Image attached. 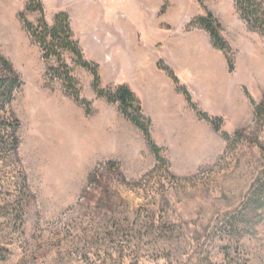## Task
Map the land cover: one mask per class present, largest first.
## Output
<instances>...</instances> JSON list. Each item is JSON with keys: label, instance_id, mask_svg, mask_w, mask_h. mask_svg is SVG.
<instances>
[{"label": "rangeland", "instance_id": "1", "mask_svg": "<svg viewBox=\"0 0 264 264\" xmlns=\"http://www.w3.org/2000/svg\"><path fill=\"white\" fill-rule=\"evenodd\" d=\"M29 2L0 0V54L23 82L8 111L0 106L2 119L11 114L20 122L17 152L11 131L0 127V264H264V119L255 122L246 95L256 103L264 97V34L240 19L235 1L33 2L43 13L28 11ZM61 12L69 15L84 58L98 65L99 75L101 68L117 77L128 58L119 21L144 26L159 15L174 24L186 15L190 24L213 14L232 48L234 71L229 72L248 102L246 108L240 105V122L220 117L229 142L190 107L223 141L218 157L184 165L160 147L164 163H159L130 122L128 147L122 150L126 138L116 131L117 157L93 158L85 135L64 126L62 107L70 100L81 108L84 126L91 110L50 71L65 73L55 59L44 58L24 23L37 25L44 18L52 26ZM172 27L165 24L164 30ZM75 61L71 53L63 54L80 97L91 106L97 97L93 76ZM240 131L246 132L238 139Z\"/></svg>", "mask_w": 264, "mask_h": 264}, {"label": "crops", "instance_id": "2", "mask_svg": "<svg viewBox=\"0 0 264 264\" xmlns=\"http://www.w3.org/2000/svg\"><path fill=\"white\" fill-rule=\"evenodd\" d=\"M149 21L144 26L129 21L117 23L125 35L128 58L122 77L100 68L102 86H130L141 100L143 114L152 122V138L159 147L172 151V159L184 165L208 164L218 157L224 143L198 118L160 63L173 72L192 101L213 117L242 120L240 105L246 108L248 104L244 102L247 99L243 98L242 84L229 72L225 55L212 46L209 34L187 29L190 19L186 15L174 24L159 15ZM165 24L177 28L167 31ZM98 44L103 46L102 41ZM90 100L91 117L85 126L82 109L70 100L64 101V126L85 135L93 158L113 161L120 150L116 147V131L126 138L124 150L129 146L133 125L121 115L118 104L97 97Z\"/></svg>", "mask_w": 264, "mask_h": 264}, {"label": "trees", "instance_id": "3", "mask_svg": "<svg viewBox=\"0 0 264 264\" xmlns=\"http://www.w3.org/2000/svg\"><path fill=\"white\" fill-rule=\"evenodd\" d=\"M36 0H30L27 10L30 12L40 11L43 13V7L39 3L34 5L33 2ZM201 2V0H199ZM237 12L240 19L243 20L249 29L264 34V0H234ZM25 27L32 37L40 45L44 58L46 60L55 59L60 64L61 69L65 70L64 74H60L58 69L52 68L50 71L55 73L58 78L64 80L66 83L67 93L80 105L90 112V102L82 99L77 89V83L71 76L68 67L63 64V54L65 52L71 53L77 65L89 71L93 76V89L98 98L105 99L110 104H118L122 116L131 122L136 128H138L145 137V140L154 153L157 162L164 163V159L161 157L162 149L153 141L151 135L152 122L143 114L142 103L139 97L133 92L130 86L123 84L117 87L103 88L101 86V79L99 75V67L97 64L87 61L83 52L74 38L70 18L66 12L58 13L55 18L53 25L50 26L44 18H41L37 25H33L24 21ZM198 28L207 32L210 36L212 46L223 52L228 63V69L230 72L234 71V61L232 59V48L229 42L224 38L222 34V26L220 22L214 17L213 14L207 12V16L196 17L188 25L187 29L192 30ZM160 67L168 72L170 77L174 80L177 85V89L185 97L189 106L196 111L200 119L206 121L212 126V128L222 138L229 142L232 137L222 130L223 119L220 117H211L208 114L200 111L197 106L193 103L192 98L187 89L180 85L179 80L175 77L173 72L165 67L163 63H160ZM3 74V75H1ZM3 76V77H2ZM23 82L20 76L17 74L12 64L0 54V106L1 110L8 111V107L15 99V93L21 90ZM247 97L250 100L251 105L254 107L255 122L264 119V97L260 103H256L246 92ZM2 119V116H0ZM1 125H5L10 131L13 138V148L15 152L18 150L19 139L17 138V131L20 127V122L10 114V117L2 119ZM246 131H240L235 134L236 138L244 136ZM113 166V164L109 163ZM93 177L90 183L94 182Z\"/></svg>", "mask_w": 264, "mask_h": 264}, {"label": "bare ground", "instance_id": "4", "mask_svg": "<svg viewBox=\"0 0 264 264\" xmlns=\"http://www.w3.org/2000/svg\"><path fill=\"white\" fill-rule=\"evenodd\" d=\"M90 13H91V12H90ZM92 14H94V13H92ZM92 14H91V15H92Z\"/></svg>", "mask_w": 264, "mask_h": 264}]
</instances>
